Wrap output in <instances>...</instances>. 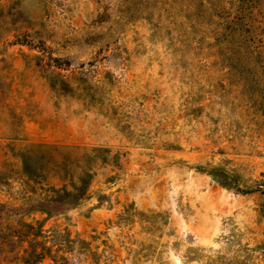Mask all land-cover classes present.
<instances>
[{"label": "rangeland", "instance_id": "1", "mask_svg": "<svg viewBox=\"0 0 264 264\" xmlns=\"http://www.w3.org/2000/svg\"><path fill=\"white\" fill-rule=\"evenodd\" d=\"M39 1L0 0V264H264V0Z\"/></svg>", "mask_w": 264, "mask_h": 264}, {"label": "trees", "instance_id": "2", "mask_svg": "<svg viewBox=\"0 0 264 264\" xmlns=\"http://www.w3.org/2000/svg\"><path fill=\"white\" fill-rule=\"evenodd\" d=\"M219 170L218 169H214L213 171H211L209 174L210 175H212L214 178H216V176H215V174L214 173H216V172H218ZM88 177H89V181H88V179H87V182L85 183V187H89L90 186V184H91V182H92V180H93V176L92 175H88ZM218 183H220V185H222V186H226V185H224L223 183H221L220 181H218ZM54 202H56V203H59V204H61L62 202L61 201H58V200H54ZM75 202H71L70 203V205H73ZM68 204V203H67ZM42 225H40L39 224V229H41L40 231L41 232H43L42 231ZM28 228H30V229H33L34 227H32V226H28ZM45 250V249H44ZM45 256V251H44V253H37V249H32V250H30L29 252H28V258L26 259V262H25V264H39L40 263V261H41V259L43 258ZM31 257H32V259H31ZM33 258H35L34 260H33Z\"/></svg>", "mask_w": 264, "mask_h": 264}, {"label": "crops", "instance_id": "3", "mask_svg": "<svg viewBox=\"0 0 264 264\" xmlns=\"http://www.w3.org/2000/svg\"><path fill=\"white\" fill-rule=\"evenodd\" d=\"M34 1L36 3V1H39V0H34ZM2 2H4L7 9H11L12 7H14V4L16 5L19 3H22L23 5L25 4V0H2ZM42 5L43 3H40V1L34 4L35 10L40 11V9L42 8Z\"/></svg>", "mask_w": 264, "mask_h": 264}]
</instances>
